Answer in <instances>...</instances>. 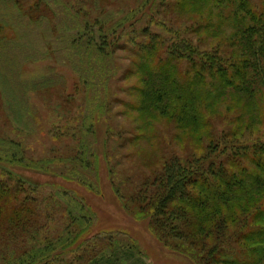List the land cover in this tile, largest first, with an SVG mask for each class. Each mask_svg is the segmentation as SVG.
Returning <instances> with one entry per match:
<instances>
[{"label": "trees", "instance_id": "16d2710c", "mask_svg": "<svg viewBox=\"0 0 264 264\" xmlns=\"http://www.w3.org/2000/svg\"><path fill=\"white\" fill-rule=\"evenodd\" d=\"M140 5L126 14L128 28L119 19L85 26L117 37L109 54L123 37L122 49L133 54L127 79L136 78L130 92L144 119L133 120L143 134L130 145L138 149L142 138L160 133L180 146L160 148L155 169L122 197L128 212L149 216L155 237L194 264H264V0ZM1 74L10 83L7 68ZM35 190L0 168V264H125L121 255L136 257L112 236L86 239L90 219L71 199L53 205ZM59 211L67 225L47 229Z\"/></svg>", "mask_w": 264, "mask_h": 264}, {"label": "rangeland", "instance_id": "374dc122", "mask_svg": "<svg viewBox=\"0 0 264 264\" xmlns=\"http://www.w3.org/2000/svg\"><path fill=\"white\" fill-rule=\"evenodd\" d=\"M142 1L101 7L100 0H0V168L53 205L71 199L90 219L86 239L103 243L112 236L133 246L136 257L121 255V263L194 264L155 237L149 216L128 212L122 197L155 169L157 161L150 163L161 157L160 148L180 146L160 133L142 138L138 149L130 145L143 134L133 120L144 119L130 92L136 78L127 79L133 54L122 49L125 37L112 55V32L97 25L85 31L96 19H119L128 28L126 14ZM5 68L10 83L1 76ZM67 223L59 211L46 227L63 230Z\"/></svg>", "mask_w": 264, "mask_h": 264}]
</instances>
